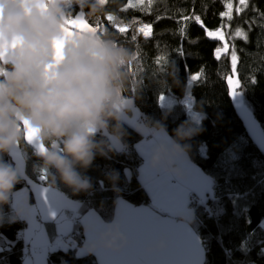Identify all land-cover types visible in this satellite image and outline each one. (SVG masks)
Listing matches in <instances>:
<instances>
[{
  "label": "trees",
  "instance_id": "1",
  "mask_svg": "<svg viewBox=\"0 0 264 264\" xmlns=\"http://www.w3.org/2000/svg\"><path fill=\"white\" fill-rule=\"evenodd\" d=\"M226 2L233 3L231 21L221 16L227 10ZM126 5L127 0H108L106 12L116 16L118 23H129L128 34L116 33L114 25L106 20L107 15L99 20V26L108 29L119 43L141 54L136 61L133 53L134 63L128 68L129 80L118 96L123 102L132 101L144 124L160 122L169 137L184 124L197 129V134L188 141L191 146L189 160L211 179L212 195L204 204L192 200L188 207L195 216L191 227L206 252L205 264H264V229L261 226L264 220V153L249 141L231 105L225 84L231 73L230 52L221 60L215 59L214 50L222 47V43L208 38L203 29L189 21L187 36L182 43L186 55H178L180 17L183 15H200L209 30H222L227 43L230 47L235 45L240 58L237 77L241 80V88L238 90L244 92L253 116L264 126V28L248 23L257 20L264 25V19L259 16V12H264V0H250V6L242 14L235 13L238 0H153L151 9L145 5L125 11ZM65 12V19H73L81 13L90 22L86 18L87 8L82 11L68 3ZM144 23L154 25L153 35L147 39L135 31ZM241 26L250 33L248 42L233 38L235 29ZM131 35L137 36L136 42L131 41ZM157 57H167L166 66L156 64ZM141 65L147 69L142 74L137 71ZM201 69L204 76L192 88L188 76ZM5 71L6 67L0 64V76L5 75ZM252 79L257 82L253 84ZM186 93L193 97L194 112L202 116L198 123L184 107ZM163 97L174 101L171 107L160 105ZM122 124L125 132L122 152L98 155L87 170H82L92 179L94 187L91 192L74 194L60 183L54 188L80 204L79 217L94 209L105 222H109L119 197L135 206H152L136 179V170L142 159L135 152L134 144L143 137L123 121ZM19 147L24 155V176L18 173L20 183L13 193L27 188L29 180L37 181L42 176L46 178L40 183L49 187L51 173L38 171L39 160L24 142ZM3 160L16 169L11 154L4 155ZM124 169L131 172L129 182L124 178ZM112 170L119 172L118 192L112 191L106 180V173ZM13 211L11 200L0 210V264H22L29 256L22 239L26 222L21 219L10 222ZM43 226L48 238L54 240L53 223L43 222ZM66 238L71 239L70 247L50 251L45 258L46 264H95L90 256H77L82 243L78 223H74L71 235Z\"/></svg>",
  "mask_w": 264,
  "mask_h": 264
},
{
  "label": "clouds",
  "instance_id": "2",
  "mask_svg": "<svg viewBox=\"0 0 264 264\" xmlns=\"http://www.w3.org/2000/svg\"><path fill=\"white\" fill-rule=\"evenodd\" d=\"M68 3L82 11L87 8L86 18L93 25L108 15L106 4L98 0H0V39L15 37L20 41L0 61L7 69V74L0 76V210L10 203L20 183L18 172L3 156L27 142L24 121L37 130L32 143L45 146L36 156L38 171L51 173L50 188L60 183L74 194L91 192L92 179L82 170H87L96 156L118 154L124 148L122 117L131 105L118 93H123L129 80L133 52L103 28L70 38L63 47V59L55 63L52 42L62 35L60 26ZM42 4L46 5L44 12L39 10ZM137 131L141 136L167 135L160 122H147ZM195 134V127L179 126L167 143L151 148L144 166L182 183L181 169L190 159L188 141ZM106 180L112 191H119V172H107ZM23 215V206L14 209L10 222ZM194 221L189 210L176 219L178 225L188 227ZM105 226L93 243L82 247L86 255L98 249L115 254L126 247L118 224L112 221ZM164 247L161 241L154 251Z\"/></svg>",
  "mask_w": 264,
  "mask_h": 264
},
{
  "label": "snow or ice",
  "instance_id": "3",
  "mask_svg": "<svg viewBox=\"0 0 264 264\" xmlns=\"http://www.w3.org/2000/svg\"><path fill=\"white\" fill-rule=\"evenodd\" d=\"M99 3L106 4L108 0H98ZM145 5L149 9L153 6V0H127L125 11L133 8H143ZM238 5L235 7L236 14H242L243 10L250 6V0H238ZM226 11L221 14L222 17H226L229 21L233 18V3L226 2ZM41 12L46 11V5H40ZM261 19H264V12H259ZM160 17H158L159 19ZM106 20L114 25L116 33L128 34L130 31V25L127 22H117V17L108 14ZM189 21L194 22L205 32L206 36L212 40L221 41L222 47H217L214 50V58L221 60L223 56L230 52V66L231 73L226 77V84L228 88V94L235 101L236 106L247 116V126L249 132L260 145L261 149L264 150V126H262L256 119L253 118L252 109L249 103L244 98V92L238 89L241 88V80L235 78L238 72V60L240 59L237 55V50L233 44L231 47L226 41L225 33L220 30H209L203 23L202 17L197 14L183 15L180 17L179 35L181 36V47L178 55L185 56L184 49L182 47L183 39L187 36L189 28ZM139 23L138 21H134ZM250 25L260 26L264 28V25L260 24L257 20L248 22ZM152 23H144L142 26L135 29L137 33L142 34L146 39L153 35ZM223 27V26H221ZM103 29L97 24L93 25L86 21L82 17L74 19H64L60 26L61 37L54 40V62L59 63L63 59V47L65 43L73 36L81 33H96ZM249 31L243 29V27H237L234 31V39L239 38L245 42L249 41ZM131 41L136 42L137 36L131 35ZM196 41H192L195 43ZM20 44V41L13 37L10 40L0 39V61H3L9 50L16 49ZM135 60L140 59L139 52H133ZM163 62V64H162ZM168 62L167 57H157L155 63L161 64L162 67L166 66ZM52 65L49 66V69ZM48 69H46L47 71ZM139 73L147 71L143 67L137 70ZM137 71H134L136 73ZM204 76V72L201 69L196 74H190L188 79L191 83L192 88L196 86L197 82ZM256 79H252V83L255 84ZM207 80L205 79V84ZM184 107L188 111L189 115L194 120H199V115L193 110V97L190 93H186L184 99ZM24 126V138L27 142L32 143L37 135V130L32 129L27 121L23 122ZM166 141V138H162ZM156 141H147L138 145L137 147L141 153L146 156L147 150ZM40 151L44 149L41 145ZM142 178H147L146 188L151 194L152 206L151 208H135L131 205H123L126 209L123 214L117 220L119 231L122 225H127L128 231L131 234V239L127 241L126 247H124L118 253H97L98 256H112L114 259L105 260V264H195V261L199 257V249L197 247L198 241L194 237L191 230L185 226L175 224L171 217L176 214H183L187 211L186 208V197L187 193L193 189L201 191L203 193L206 190V185L199 181L194 175L193 170L185 165L182 167V174L185 176V180L182 183L174 184L171 178H165L156 171H150L146 166L141 168ZM192 177L191 180L188 177ZM42 179L46 177L42 176ZM49 189L45 188L42 190L43 193H47ZM45 203H47V197L45 196ZM31 215H35L36 209L28 210ZM53 217L55 213H52ZM95 217V214L90 213L89 217L85 218L87 225L90 228L89 231V242H94L96 238L102 234L105 230V224L101 222L97 217L94 222L90 223V218ZM167 217V218H166ZM31 235V233H29ZM37 241L43 245L46 243L43 234L41 233L37 237ZM164 242L163 251H154L158 243ZM153 250V251H150Z\"/></svg>",
  "mask_w": 264,
  "mask_h": 264
},
{
  "label": "crops",
  "instance_id": "4",
  "mask_svg": "<svg viewBox=\"0 0 264 264\" xmlns=\"http://www.w3.org/2000/svg\"><path fill=\"white\" fill-rule=\"evenodd\" d=\"M124 103L131 105V108L129 110L130 114L126 113V115L122 117V121L137 131V129L144 124L140 122V112L133 105L132 101H125ZM142 137L143 138L139 142L134 144L135 152L142 159V164L136 170V179L147 193L150 204L152 205L151 194L148 192L145 186L148 182L147 178H142L140 170L142 167H144V160L151 151V148L156 144L167 143L169 141V136L144 135ZM162 138H166V141ZM147 141L156 142L147 150L146 156H144L137 146ZM13 153L15 155H13L12 152L10 154L15 161L16 170L20 175L24 176V155L19 145L14 149ZM187 165L193 170V175L199 181H202L206 185V190H204L203 193L196 189H193L187 193L186 208L193 213V210L188 207L189 203L193 199L199 204H204L205 201L212 195V181L204 172H202V170L191 163L190 160ZM158 173L165 178H170L169 176H166L161 172ZM183 177L185 180L184 175ZM188 179L191 180L192 177L189 176ZM40 180H42L41 177L37 181L29 180L28 187L13 193L11 198V205L13 210L19 208L20 206H23L24 215L20 219L26 222V229L22 232V239L29 254V256L27 257L31 258L33 264L34 260L46 262L45 258L47 254L52 251L49 250L50 248H52L53 250L56 248L65 250L70 247L71 239L66 237L71 235L74 223H78V212L80 208V204L78 202L69 199L65 194L54 188L42 185L40 183ZM171 181L174 184H178L175 180L171 179ZM45 188L49 189V191L42 194V190ZM45 196L47 197V203H45ZM29 209H36L35 215H31L28 211ZM52 213H55L54 217ZM179 215L180 214H176L173 217H178ZM43 222L53 223L55 238L52 241L48 238L49 244L43 247L44 249L41 250L39 247H33L32 244L36 243L37 237L41 233L45 234L46 231L44 232L45 229L43 226ZM30 232L31 235L28 234Z\"/></svg>",
  "mask_w": 264,
  "mask_h": 264
},
{
  "label": "water",
  "instance_id": "5",
  "mask_svg": "<svg viewBox=\"0 0 264 264\" xmlns=\"http://www.w3.org/2000/svg\"><path fill=\"white\" fill-rule=\"evenodd\" d=\"M3 67H5V66H3ZM235 78L238 79L237 76ZM225 84H226V80H225ZM226 87H227V84H226ZM227 90H228V88H227ZM229 99H230L231 105L233 107V110L235 112V115L237 116L238 120L242 124V127H243V129L245 131V134H246L247 138L256 147V149L260 153H264V150L261 149V147L258 144V142L255 139H253L252 135L249 132V128L247 126V116H246V114L243 113L240 109H238V107L236 106L235 101L232 100V98L230 97V95H229ZM253 118L255 119L254 116H253ZM105 139L107 140L106 137H105ZM24 143H25V145H27L28 147H30L33 150V152L35 153V155H36V152L37 151H40L41 145H36V144H33V143H29V142H24ZM42 147L45 150V146L42 145ZM123 174H124V178L126 179V181L129 182L130 181V178H131V172H130V170L129 169H124ZM121 201H123V205H131L132 207H135V208H141V207H143V208H150V207L145 206V205H138V206L132 205V204L124 201V199H122L121 197H119L116 200V204H115L114 209H113V216H112V219L109 222H105L94 209H89L86 213H84L83 215H81V217L78 220V223H79L80 228H81V231H82V243H81V246L77 250V256H78V258H86V257H89L90 256V257H92L94 259L95 264H105V260H112V259H114V257H112V256H105V257L98 256L97 255L98 252L99 253H111V252L104 251V250H99V249L93 255H86L85 254V252H84V250H83L82 247L83 246H86L88 244L93 243V242H89V231H90V228L87 225L85 218L89 217V214L90 213H93V214H95V217L90 218V221H89L90 223L94 222V220H95L96 217L101 222H103L104 224L110 223L112 221L117 222V220L123 214V212L126 211V209L121 204ZM171 219H172V221L175 224H177L176 223V218L171 217ZM185 227H187V228H189L191 230V232L193 233L194 237L196 238V241H198L197 247L199 249V257L195 261V264H205L206 252H205V249L203 247V244H202V241H201L200 237L198 236V234L194 231V229L191 226L190 227L185 226ZM120 234L125 238L126 241H129L131 239V234L128 231L127 225H122L121 226V228H120ZM153 246H156V245H153ZM22 264H33V263H32V260H31L30 257H26L24 259V261L22 262Z\"/></svg>",
  "mask_w": 264,
  "mask_h": 264
},
{
  "label": "rangeland",
  "instance_id": "6",
  "mask_svg": "<svg viewBox=\"0 0 264 264\" xmlns=\"http://www.w3.org/2000/svg\"><path fill=\"white\" fill-rule=\"evenodd\" d=\"M77 17H82V18H84V16H83V14H81V13H79L78 15H76L74 18H77ZM73 18V19H74ZM221 42V41H220ZM222 43V42H221ZM4 74L6 75L7 74V71H5L4 72ZM174 103V101L172 100V99H170V98H165V97H163V98H161L160 99V105L162 106V107H171V105ZM196 113V112H195ZM198 115H199V120L197 121V120H194L193 118V120L196 122V123H198L199 121H200V119H201V114H199V113H197ZM14 151V150H13ZM13 151H12V154L13 155H15L14 153H13ZM193 200V199H192ZM195 201V200H194ZM261 226H262V228L264 229V220L262 221V223H261ZM44 232H45V230H44ZM31 233V232H30ZM29 234V233H28ZM46 234V235H45ZM45 234L43 233V237H44V240L46 241V243L45 244H43V245H41L37 240H36V243H34V244H32V246L33 247H39L41 250H43L44 248L43 247H45L46 245H48L49 243H48V236H47V232H45ZM49 250H53L52 248H50ZM34 262V264H46V262H41V261H37V260H34L33 261Z\"/></svg>",
  "mask_w": 264,
  "mask_h": 264
},
{
  "label": "built area",
  "instance_id": "7",
  "mask_svg": "<svg viewBox=\"0 0 264 264\" xmlns=\"http://www.w3.org/2000/svg\"><path fill=\"white\" fill-rule=\"evenodd\" d=\"M140 122L144 123L143 120H142V118H140ZM52 147H57V145L56 144H53Z\"/></svg>",
  "mask_w": 264,
  "mask_h": 264
},
{
  "label": "bare ground",
  "instance_id": "8",
  "mask_svg": "<svg viewBox=\"0 0 264 264\" xmlns=\"http://www.w3.org/2000/svg\"><path fill=\"white\" fill-rule=\"evenodd\" d=\"M80 217H81V216H80ZM80 217H79V218H80ZM78 220H79V219H78ZM78 224H79V223H78ZM79 226H80V225H79ZM81 232H82V231H81Z\"/></svg>",
  "mask_w": 264,
  "mask_h": 264
}]
</instances>
